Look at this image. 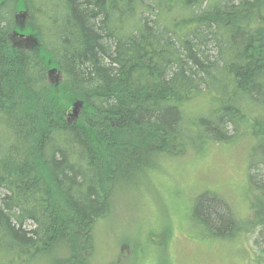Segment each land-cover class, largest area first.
Listing matches in <instances>:
<instances>
[{"label":"trees","instance_id":"1","mask_svg":"<svg viewBox=\"0 0 264 264\" xmlns=\"http://www.w3.org/2000/svg\"><path fill=\"white\" fill-rule=\"evenodd\" d=\"M245 136L249 215L192 219L263 264L264 0H0V264H93L119 192Z\"/></svg>","mask_w":264,"mask_h":264},{"label":"rangeland","instance_id":"2","mask_svg":"<svg viewBox=\"0 0 264 264\" xmlns=\"http://www.w3.org/2000/svg\"><path fill=\"white\" fill-rule=\"evenodd\" d=\"M245 137L233 146L210 141L182 156L164 157L158 171L119 192L111 214L96 226L93 264H262L256 262L258 233L233 241L204 237L208 228L192 219V206L204 191L249 215Z\"/></svg>","mask_w":264,"mask_h":264}]
</instances>
